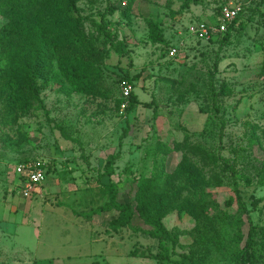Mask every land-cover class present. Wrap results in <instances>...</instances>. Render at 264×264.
Listing matches in <instances>:
<instances>
[{
	"label": "rangeland",
	"instance_id": "rangeland-1",
	"mask_svg": "<svg viewBox=\"0 0 264 264\" xmlns=\"http://www.w3.org/2000/svg\"><path fill=\"white\" fill-rule=\"evenodd\" d=\"M12 1L25 13H0V264H158L156 240L113 224L109 184L160 217L162 264H264L259 235L245 252L249 222L264 225V0ZM223 6L239 13L227 33H192ZM34 158L50 174L23 198L14 167Z\"/></svg>",
	"mask_w": 264,
	"mask_h": 264
},
{
	"label": "trees",
	"instance_id": "trees-1",
	"mask_svg": "<svg viewBox=\"0 0 264 264\" xmlns=\"http://www.w3.org/2000/svg\"><path fill=\"white\" fill-rule=\"evenodd\" d=\"M112 11L113 9L107 10L106 12L100 15L101 24L99 26V30L106 43L110 42L112 38H111V33L109 32L107 25L105 23V16L107 13H111ZM0 13L3 14L6 18H8V20L11 23H16L18 22L19 18L25 13V9L22 6L18 7V5H16L15 7V3L12 0H0ZM235 20L228 26V28L234 24ZM227 30L221 35H224L225 33H227ZM3 39L4 38L0 37V45L4 44ZM46 62H47V57H44L42 59V63H46ZM77 77H79V75H77ZM119 81L120 82L125 81L128 84L131 83V81L124 75H119ZM28 88L31 91L34 98L38 99L39 91L34 85L33 77L29 79ZM212 92H213V100L215 102L216 94H215L213 86H212ZM135 101H136L135 97L130 93L128 97L127 111H131L134 109ZM126 136H127V132L125 131L122 133L120 139H123ZM118 156L119 155L116 154V155H110L107 157L105 166H104L105 175L112 174L111 167L114 165V162L118 159ZM48 174H50V169H48L47 171V175ZM259 182H260L259 183L260 186L264 187V177ZM106 190H107L109 200H110V209L116 210L120 215L119 219L113 221V224H117V222L121 221L127 229L134 230L138 233H142L150 237L151 239L156 240L159 243L160 250L164 252V254L161 255L157 259L158 264H162V262L168 261L169 255L167 254L168 249L166 246V242L170 241V236L167 230L165 229V227L163 226L160 217L153 210H151L150 206L144 201H140L136 203L131 201L125 204L118 203L117 202V189L114 185L112 184L107 185ZM259 202H260V199H256L252 201L251 204H252L253 209L257 207V204ZM242 208L244 212L247 214V218H249L250 212L245 209L244 205H242ZM135 212H137L138 217L140 218V220H142L143 224L148 225L150 229L144 230V229L133 226V219H134ZM249 221L250 220L248 219V222ZM257 235H259L261 239L260 250L264 252V225L258 228L252 225L250 222H249V228L247 232V242H246L245 252H247V250L250 249L252 241ZM179 256L183 258L184 260L188 261L189 264H195L194 260L191 257L185 256V255H179ZM242 263L243 264H256L253 261H248V262L243 261Z\"/></svg>",
	"mask_w": 264,
	"mask_h": 264
},
{
	"label": "built area",
	"instance_id": "built-area-1",
	"mask_svg": "<svg viewBox=\"0 0 264 264\" xmlns=\"http://www.w3.org/2000/svg\"><path fill=\"white\" fill-rule=\"evenodd\" d=\"M238 9L232 6H223L220 9L216 23L206 25L199 23L191 31L198 38L205 39L209 36L223 34L228 26L238 17ZM122 98L127 100L131 93V85L125 81L120 83ZM124 108V106H122ZM14 174L17 176L19 192L23 198L36 194L47 176V164L43 159H28L16 165Z\"/></svg>",
	"mask_w": 264,
	"mask_h": 264
}]
</instances>
